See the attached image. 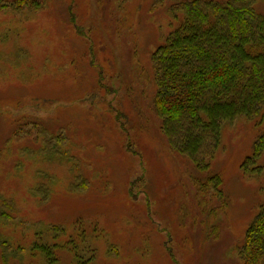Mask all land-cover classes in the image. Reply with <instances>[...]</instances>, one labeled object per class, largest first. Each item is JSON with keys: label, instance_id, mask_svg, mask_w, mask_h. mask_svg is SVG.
I'll return each mask as SVG.
<instances>
[{"label": "rangeland", "instance_id": "rangeland-1", "mask_svg": "<svg viewBox=\"0 0 264 264\" xmlns=\"http://www.w3.org/2000/svg\"><path fill=\"white\" fill-rule=\"evenodd\" d=\"M178 1L0 0V201L14 215L0 221L3 264H42L29 246L53 237L64 264L82 243L96 264H243L264 204V173L241 168L256 122L226 124L201 172L153 107L152 54ZM216 174L221 194L201 185Z\"/></svg>", "mask_w": 264, "mask_h": 264}, {"label": "trees", "instance_id": "trees-1", "mask_svg": "<svg viewBox=\"0 0 264 264\" xmlns=\"http://www.w3.org/2000/svg\"><path fill=\"white\" fill-rule=\"evenodd\" d=\"M15 1L41 7L47 0ZM259 1L171 3L176 27L152 54L153 107L161 130L169 145L201 172L212 167L223 127L246 117L256 122L259 133L241 168L248 175L264 173V10ZM206 182H201L203 188L211 182L222 193L219 174ZM8 207L7 200L0 201V221L13 219ZM51 240L35 239L28 254L39 249L45 257L42 264H64L56 251L60 241ZM85 245L71 244L72 264H96L84 257ZM3 249L6 260L12 257ZM241 255L243 264L264 263V204L247 229Z\"/></svg>", "mask_w": 264, "mask_h": 264}]
</instances>
